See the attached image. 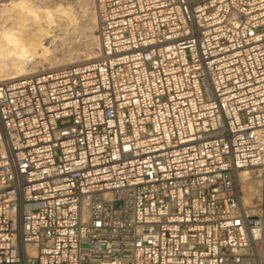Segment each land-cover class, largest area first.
<instances>
[{"label":"built area","instance_id":"2783aa9c","mask_svg":"<svg viewBox=\"0 0 264 264\" xmlns=\"http://www.w3.org/2000/svg\"><path fill=\"white\" fill-rule=\"evenodd\" d=\"M95 2L101 58L0 82V264H264V0Z\"/></svg>","mask_w":264,"mask_h":264},{"label":"bare ground","instance_id":"6f19581e","mask_svg":"<svg viewBox=\"0 0 264 264\" xmlns=\"http://www.w3.org/2000/svg\"><path fill=\"white\" fill-rule=\"evenodd\" d=\"M81 2L82 13L84 16L87 14L89 19L88 29H91L93 47L86 54L72 56L71 50L61 53L60 50L65 46L68 34L79 28L80 17L74 4L60 0H0V82L81 66L101 58L104 53L98 36L96 2ZM56 41L61 43L57 45ZM236 184L243 207L251 208L261 193L258 172L241 170L237 174Z\"/></svg>","mask_w":264,"mask_h":264},{"label":"rangeland","instance_id":"374dc122","mask_svg":"<svg viewBox=\"0 0 264 264\" xmlns=\"http://www.w3.org/2000/svg\"><path fill=\"white\" fill-rule=\"evenodd\" d=\"M57 1H59V0H57ZM61 2H64V3H66V2H70V3H72V4H74L75 6V9L77 10L76 12H78V14H77V16L78 17H80V19L78 18V21H79V28L76 30L77 31V33H76V31L74 32V33H69L68 34V36H67V39H66V44H65V46H63V49L62 50H60V53H61V51L62 52H67V51H69V50H71V51H69L70 52V54H72V56H74V55H82V54H86V52L88 53L89 51H90V49L93 47L92 46V44H93V42L91 41V29L89 30L88 29V25H89V19H88V16H84L83 14L84 13H82L83 12V10L81 9L82 8V6H83V4H81L82 2H81V0H60ZM81 2V3H80ZM78 3H79V5H78ZM81 4V5H80ZM92 5V4H91ZM81 6V7H80ZM80 9V10H79ZM82 10V11H81ZM92 10L94 11L95 10V12H96V8L94 9V5H92ZM89 11H91V9L89 10ZM88 11V12H89ZM79 13L81 14V15H79ZM83 15V16H82ZM85 27V28H84ZM82 28V29H81ZM90 28V27H89ZM58 32V31H57ZM59 33V32H58ZM79 33V34H78ZM72 34H74V35H72ZM75 38V39H74ZM74 39V40H73ZM57 42V45H59L61 42L60 41H56ZM59 42V43H58ZM67 42H69V43H67ZM90 42V43H89ZM91 42H92V44H91ZM71 43V44H70ZM75 43V44H74ZM68 44H70L69 45V47H68ZM67 46V47H66ZM62 47H60V49H61ZM67 50H66V49ZM65 49V50H64ZM79 51V52H78ZM68 52V53H69ZM72 52V53H71ZM78 52V53H77ZM67 53V54H68ZM74 54V55H73ZM258 180V179H257ZM241 195V194H240ZM241 197V196H240Z\"/></svg>","mask_w":264,"mask_h":264}]
</instances>
